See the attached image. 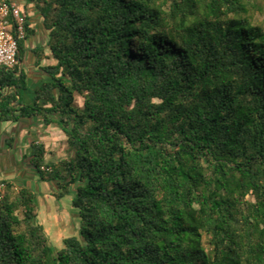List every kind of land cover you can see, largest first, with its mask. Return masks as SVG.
Masks as SVG:
<instances>
[{
    "label": "trees",
    "instance_id": "1",
    "mask_svg": "<svg viewBox=\"0 0 264 264\" xmlns=\"http://www.w3.org/2000/svg\"><path fill=\"white\" fill-rule=\"evenodd\" d=\"M29 1L54 63L31 106L0 68V121L61 129L30 164L79 226L53 249L5 182L0 264H264V0Z\"/></svg>",
    "mask_w": 264,
    "mask_h": 264
},
{
    "label": "crops",
    "instance_id": "2",
    "mask_svg": "<svg viewBox=\"0 0 264 264\" xmlns=\"http://www.w3.org/2000/svg\"><path fill=\"white\" fill-rule=\"evenodd\" d=\"M12 3L21 8L29 22L30 32L22 43V51H19L15 66L17 73L23 72L27 76L26 88L17 98L23 105L31 106L36 101V89L47 79L42 67L53 64L54 61L47 46L48 32L44 29L42 18L34 4L29 0H12ZM24 47L27 50L24 51ZM3 92L7 93L5 90ZM32 144L44 146L47 165L57 164L69 155L64 133L55 124L44 125L40 116L0 121V183H11L14 190L29 189L34 194L37 223L43 228L47 224L45 233L49 231L52 238L62 236L71 228L70 220L64 214L68 207L58 206L55 202L66 196L58 199L55 196V183L41 180L30 164ZM73 210L75 209L71 206V214H74Z\"/></svg>",
    "mask_w": 264,
    "mask_h": 264
},
{
    "label": "built area",
    "instance_id": "3",
    "mask_svg": "<svg viewBox=\"0 0 264 264\" xmlns=\"http://www.w3.org/2000/svg\"><path fill=\"white\" fill-rule=\"evenodd\" d=\"M26 15L21 8L0 0V68H13L18 63L19 42L26 36ZM4 184L0 183V201Z\"/></svg>",
    "mask_w": 264,
    "mask_h": 264
},
{
    "label": "rangeland",
    "instance_id": "4",
    "mask_svg": "<svg viewBox=\"0 0 264 264\" xmlns=\"http://www.w3.org/2000/svg\"><path fill=\"white\" fill-rule=\"evenodd\" d=\"M259 19L264 20V16L263 14L259 15ZM27 50L26 47H24V51ZM67 154H69V152L67 151ZM71 199V195H66V197L62 200H60L59 202H55V204H57L58 206H63L65 205L66 208L68 207V209H65L64 214L67 215V218L70 220V229L68 232H65L62 234V236H58V237H53L50 235V232L46 231L50 245L52 246L53 249L55 250H59L63 247L64 242H63V238L67 237V236H77L78 235V226H79V218H78V214L76 210H73L74 214H71V212L69 211L70 207H71V203L70 200ZM70 212V213H69ZM47 225V224H46ZM46 225L44 224V228L46 229Z\"/></svg>",
    "mask_w": 264,
    "mask_h": 264
}]
</instances>
